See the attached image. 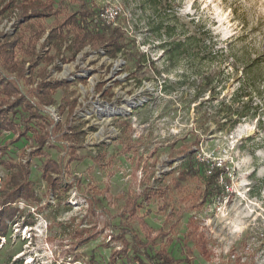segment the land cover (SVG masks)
<instances>
[{
	"label": "rangeland",
	"instance_id": "374dc122",
	"mask_svg": "<svg viewBox=\"0 0 264 264\" xmlns=\"http://www.w3.org/2000/svg\"><path fill=\"white\" fill-rule=\"evenodd\" d=\"M59 1L78 9V0ZM87 1L120 6L118 25L135 44L116 58L88 47L75 61L63 64L61 56L49 66L48 80L60 86L41 112L64 128L51 129L44 150L66 163L65 146L74 145L84 159L72 162L64 179L76 177L79 185L54 195L43 178L46 159L32 154V133L18 143L13 133H0V162L28 163L39 199L14 204L20 212L0 241V264H108L123 249L122 229L128 240L144 238L122 216L126 199L160 187L141 214L166 232L163 244L173 240L169 251L177 259L186 257L184 234L193 219L209 255L190 243L193 264H264V0ZM20 5L0 16V32L15 33ZM42 43L41 54L48 51ZM177 43L173 57L169 47ZM68 45L62 54L71 58ZM7 74L0 68L1 77ZM17 84L37 103L36 85ZM192 156L225 167L231 184L222 195L203 202V172L179 180ZM8 173L0 164V183ZM86 196L97 206L90 208ZM117 261L127 264L128 256L121 252Z\"/></svg>",
	"mask_w": 264,
	"mask_h": 264
},
{
	"label": "trees",
	"instance_id": "16d2710c",
	"mask_svg": "<svg viewBox=\"0 0 264 264\" xmlns=\"http://www.w3.org/2000/svg\"><path fill=\"white\" fill-rule=\"evenodd\" d=\"M151 5L163 4L165 0H144ZM21 2L20 22L15 28V33L7 34L0 32V68L5 70L7 76H0V133L10 132L15 135L12 143H18L23 138L32 133V138L36 140V147L32 154L45 158L42 172L44 181L48 189L54 194L68 192L75 185L80 184V180L73 177L72 181L64 179L69 166L74 161H82L84 157L77 154L74 145H66L65 151L69 160L65 163V157L59 160L47 157L44 150L46 142L52 139V131H63L64 125L56 123L46 115L42 114V107H49L54 104L53 95L59 88V84L48 80L50 74L49 66L53 65L57 59L66 64L75 61L77 56L86 48L98 52L103 50L110 58H116L128 46L135 44L121 26L108 25L101 19L99 14L102 8H97L87 0H78V9L69 10V7L59 0H2L0 5V16L9 9ZM54 19L53 24L48 27L44 21ZM43 40L44 48L48 51L41 54L38 50L40 41ZM71 58L65 57L62 51L65 45ZM181 43L170 45V52L173 57L179 55L178 48ZM54 50L51 55L49 51ZM45 66L40 68V64ZM16 75V81L8 75ZM38 78L40 81L38 82ZM17 80H23L26 85H36L37 103H33L24 96L17 84ZM73 112V110H71ZM72 131V130H71ZM63 134L65 141H69L73 132ZM3 153L6 147L0 149ZM9 170L7 177L1 181L3 195H1L0 209V241L8 234V221L12 220L20 212L14 204L19 200L26 203L30 201L39 202L35 192L34 183L30 179L31 167L28 163H13L1 161ZM203 172L206 182V191L203 202L209 198L222 195L231 184L225 167H219L208 161H200L195 156L190 157L185 169L179 173V180H187ZM66 186H63V183ZM162 187L156 191L138 193L129 196L122 209V216L136 222L141 229L144 238L133 235L132 240L126 236L127 229H122L118 238L122 241V251H113L108 264H118V256L121 252L128 256L127 264H193L192 255L194 250L189 246L193 243L199 249V253L208 259L207 240L200 227L192 219L187 224L184 234L185 258L177 259L169 251L172 239H167L163 229L154 230L147 222V215L141 214L144 210L145 202H151L152 195L162 191ZM144 197V198H142ZM90 208L97 206L95 199L85 197ZM189 210V208H186ZM149 212V211H148Z\"/></svg>",
	"mask_w": 264,
	"mask_h": 264
},
{
	"label": "built area",
	"instance_id": "2783aa9c",
	"mask_svg": "<svg viewBox=\"0 0 264 264\" xmlns=\"http://www.w3.org/2000/svg\"><path fill=\"white\" fill-rule=\"evenodd\" d=\"M121 13L122 9L120 6H108L102 9L99 14V19L108 25L118 26Z\"/></svg>",
	"mask_w": 264,
	"mask_h": 264
}]
</instances>
